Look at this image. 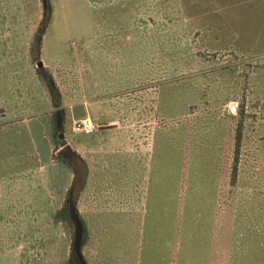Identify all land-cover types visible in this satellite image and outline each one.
Here are the masks:
<instances>
[{
  "label": "rangeland",
  "instance_id": "374dc122",
  "mask_svg": "<svg viewBox=\"0 0 264 264\" xmlns=\"http://www.w3.org/2000/svg\"><path fill=\"white\" fill-rule=\"evenodd\" d=\"M99 39L116 60L93 78ZM67 139L89 264L150 261L142 203L163 183L188 193L185 220L210 197L235 220L229 264H264V0H0V264H73Z\"/></svg>",
  "mask_w": 264,
  "mask_h": 264
},
{
  "label": "crops",
  "instance_id": "0c3cea01",
  "mask_svg": "<svg viewBox=\"0 0 264 264\" xmlns=\"http://www.w3.org/2000/svg\"><path fill=\"white\" fill-rule=\"evenodd\" d=\"M97 41V46L94 44V61L91 67L93 73L96 69L97 71L93 74V78H95V76L103 77V75L110 73V70L106 71L108 66H106L105 63H109L110 61L115 62L116 60V56L109 55V51L104 48L106 45L104 43L105 41L103 39H99ZM124 56L125 55H123L122 58H125ZM102 87L104 88V91H102L103 93L113 92L111 89L114 87L112 83L108 84L107 82L106 84L100 86V88ZM83 113L84 115H80L82 120L87 117L85 111H83ZM88 117H90V119H98L91 113L88 114ZM77 118L75 116L67 117V120L64 122L66 129L70 125L71 121H76ZM62 122L61 117V126ZM120 123L121 122L116 119L108 122L109 125L115 126L120 125ZM77 132L81 133L82 131H73L74 134H78ZM68 134H66V136H68ZM67 142L69 146H71L72 149L84 159L80 148L72 144L69 139H67ZM101 151H103V149L99 146L97 148L98 154H100L99 152ZM107 156L109 157L108 153ZM11 168L12 167L5 166L3 168L2 175L14 174ZM18 172L19 171L17 169V173ZM0 180H2L3 183L7 181L12 182L13 177H4L0 178ZM147 192L148 195L145 202L143 201L142 203V210L145 209V220H143L146 225L143 228L146 229V238H154L153 241L147 243L148 245L145 247L147 252L150 254V261H148L147 264H229L227 253L229 244L233 243L235 237V235L233 237V233L231 232L233 231L232 227H235V220L230 227L222 225L221 219L218 214H216V199L213 201L214 197H210L211 199L208 200L210 206L207 213L208 215H204L203 213H199L198 215L194 214L196 215L195 217L185 220L183 214L189 195L185 192V189L180 188L179 183H163L153 189H147ZM149 192L151 193L149 194ZM2 195L4 197L3 192ZM77 209L79 215L81 216L79 210V200L77 201ZM188 220L191 222L190 227H187V225H181L183 221ZM84 226L85 233L87 234L85 222ZM143 231L144 230L142 229L141 234H143ZM86 234L84 245L86 241ZM141 237H144V234L141 235ZM85 260L87 261L86 258Z\"/></svg>",
  "mask_w": 264,
  "mask_h": 264
},
{
  "label": "water",
  "instance_id": "95a60500",
  "mask_svg": "<svg viewBox=\"0 0 264 264\" xmlns=\"http://www.w3.org/2000/svg\"><path fill=\"white\" fill-rule=\"evenodd\" d=\"M42 66V63H38ZM234 110V108H232ZM61 126V117H58V127ZM61 138L64 135L60 136ZM64 145V144H63ZM58 158L67 163L75 172L74 180L68 193L66 201V213L74 230V240L72 250L79 264H88L83 255L85 239L84 222L77 209V201L87 178V165L84 159L69 145H64L58 151Z\"/></svg>",
  "mask_w": 264,
  "mask_h": 264
},
{
  "label": "built area",
  "instance_id": "2783aa9c",
  "mask_svg": "<svg viewBox=\"0 0 264 264\" xmlns=\"http://www.w3.org/2000/svg\"><path fill=\"white\" fill-rule=\"evenodd\" d=\"M93 125L91 122H81L76 125V131H84L85 133H91L93 131Z\"/></svg>",
  "mask_w": 264,
  "mask_h": 264
},
{
  "label": "trees",
  "instance_id": "16d2710c",
  "mask_svg": "<svg viewBox=\"0 0 264 264\" xmlns=\"http://www.w3.org/2000/svg\"><path fill=\"white\" fill-rule=\"evenodd\" d=\"M65 210H66V209H65ZM66 215H67V216H66V219L69 220V218H68V214H67V213H66ZM251 257H252V259H253L252 261H254L255 258H254V256H253V254H251ZM72 260H73V261H72L73 264H79L78 261H77V259H76V257H75V255H74V253H72Z\"/></svg>",
  "mask_w": 264,
  "mask_h": 264
}]
</instances>
